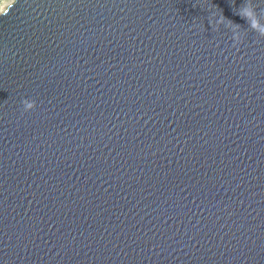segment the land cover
Masks as SVG:
<instances>
[{
    "label": "water",
    "instance_id": "obj_1",
    "mask_svg": "<svg viewBox=\"0 0 264 264\" xmlns=\"http://www.w3.org/2000/svg\"><path fill=\"white\" fill-rule=\"evenodd\" d=\"M0 264H264V0H12Z\"/></svg>",
    "mask_w": 264,
    "mask_h": 264
},
{
    "label": "clouds",
    "instance_id": "obj_2",
    "mask_svg": "<svg viewBox=\"0 0 264 264\" xmlns=\"http://www.w3.org/2000/svg\"><path fill=\"white\" fill-rule=\"evenodd\" d=\"M24 111H28L34 108V102L25 100L23 101Z\"/></svg>",
    "mask_w": 264,
    "mask_h": 264
},
{
    "label": "rangeland",
    "instance_id": "obj_3",
    "mask_svg": "<svg viewBox=\"0 0 264 264\" xmlns=\"http://www.w3.org/2000/svg\"><path fill=\"white\" fill-rule=\"evenodd\" d=\"M12 0H0V12L3 11Z\"/></svg>",
    "mask_w": 264,
    "mask_h": 264
}]
</instances>
